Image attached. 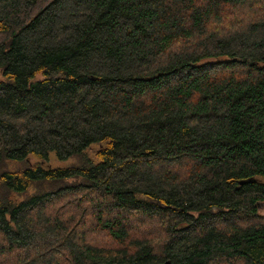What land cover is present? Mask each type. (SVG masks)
Returning a JSON list of instances; mask_svg holds the SVG:
<instances>
[{
    "label": "trees",
    "instance_id": "trees-1",
    "mask_svg": "<svg viewBox=\"0 0 264 264\" xmlns=\"http://www.w3.org/2000/svg\"><path fill=\"white\" fill-rule=\"evenodd\" d=\"M260 6L0 0V238L15 264H264ZM51 153L76 162L7 165ZM76 191L92 195L116 246L44 216ZM132 219L156 222L161 238H132Z\"/></svg>",
    "mask_w": 264,
    "mask_h": 264
},
{
    "label": "rangeland",
    "instance_id": "rangeland-1",
    "mask_svg": "<svg viewBox=\"0 0 264 264\" xmlns=\"http://www.w3.org/2000/svg\"><path fill=\"white\" fill-rule=\"evenodd\" d=\"M264 7H258L255 16L258 14H263ZM260 17V16H259ZM42 78V75H38L37 79ZM101 145H93L90 149L86 151V155L94 160H96V153L101 149ZM76 162V159H70L68 161H59L55 153H51L49 160L47 162H39L35 157H31L23 162H9L8 168L11 171H17L21 168H26L28 166H35L40 163V166L46 169L54 168H69ZM67 183H73V180H68ZM65 185L57 184L55 188L50 185L41 184L40 192L52 191L55 192L59 188ZM38 186H32L29 191L23 195L12 193L13 201L19 202L25 199L27 196H31L37 192ZM2 186L0 185V191ZM96 202L93 200L92 195L87 191L68 193L62 197V199L53 200L48 209L45 211L44 216L46 218H56L58 222L64 224L63 233L66 236L85 238L87 242L99 247H114L116 243L108 236V234L101 230L96 225ZM104 213L107 214L113 211H109L107 207H103ZM259 215L264 218V203L259 205ZM116 216L113 212L112 215ZM145 223H138L137 219H132L130 234L136 238L150 239L157 241L161 238L162 233L158 229V224L154 221L148 222L143 220ZM64 246L52 247V254L56 259L62 258L64 256L67 258V253L64 252ZM17 263L16 254L6 253V246L3 239L0 238V264H15Z\"/></svg>",
    "mask_w": 264,
    "mask_h": 264
},
{
    "label": "water",
    "instance_id": "water-1",
    "mask_svg": "<svg viewBox=\"0 0 264 264\" xmlns=\"http://www.w3.org/2000/svg\"><path fill=\"white\" fill-rule=\"evenodd\" d=\"M244 183V181L242 182V184Z\"/></svg>",
    "mask_w": 264,
    "mask_h": 264
}]
</instances>
